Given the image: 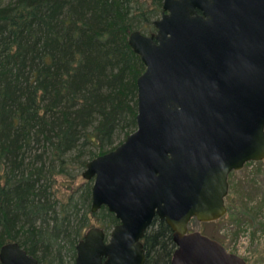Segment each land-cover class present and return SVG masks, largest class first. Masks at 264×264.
<instances>
[{"label":"water","instance_id":"1","mask_svg":"<svg viewBox=\"0 0 264 264\" xmlns=\"http://www.w3.org/2000/svg\"><path fill=\"white\" fill-rule=\"evenodd\" d=\"M154 25L129 36L146 66L137 129L82 173L92 212L106 206L119 223L89 228L75 264H145L156 217L173 231L172 264H248L189 224L223 217L230 173L264 160V0H163ZM0 262L39 264L18 242Z\"/></svg>","mask_w":264,"mask_h":264},{"label":"trees","instance_id":"2","mask_svg":"<svg viewBox=\"0 0 264 264\" xmlns=\"http://www.w3.org/2000/svg\"><path fill=\"white\" fill-rule=\"evenodd\" d=\"M162 11V0H0V249L18 242L39 264H75L93 220L119 223L106 206L92 212L93 180L76 182L137 129L146 66L129 36L154 33ZM142 242L145 264H172L165 220Z\"/></svg>","mask_w":264,"mask_h":264},{"label":"rangeland","instance_id":"3","mask_svg":"<svg viewBox=\"0 0 264 264\" xmlns=\"http://www.w3.org/2000/svg\"><path fill=\"white\" fill-rule=\"evenodd\" d=\"M230 174L227 213L212 222L192 219L190 231H199L221 241L229 252L246 258L249 264H264V160L245 164ZM83 179L87 180L80 177L76 184ZM65 181L59 179L57 184L61 196L67 191L63 186ZM92 224V227H101L96 220ZM112 229L105 231L110 233Z\"/></svg>","mask_w":264,"mask_h":264},{"label":"flooded vegetation","instance_id":"4","mask_svg":"<svg viewBox=\"0 0 264 264\" xmlns=\"http://www.w3.org/2000/svg\"><path fill=\"white\" fill-rule=\"evenodd\" d=\"M162 2H163V0H162ZM162 14H163V11H162ZM162 16V15H161ZM160 16V17H161ZM156 32V31H155ZM154 32V33H155ZM153 34V33H152ZM151 35V34H150ZM221 219V218H220ZM219 220V219H218ZM210 237V236H209ZM212 238V237H211ZM214 239V238H213ZM217 240V239H216ZM217 241H219V240H217ZM222 245H224L221 241H219ZM225 246V245H224ZM226 247V246H225ZM227 249V248H226ZM228 250V249H227ZM246 261H247V263L249 264V262H248V260L246 259V258H244Z\"/></svg>","mask_w":264,"mask_h":264}]
</instances>
